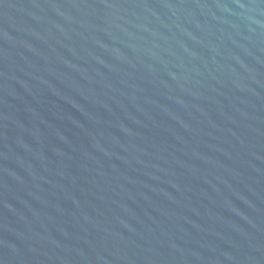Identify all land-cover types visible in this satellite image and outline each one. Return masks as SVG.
Masks as SVG:
<instances>
[{
    "label": "water",
    "instance_id": "water-1",
    "mask_svg": "<svg viewBox=\"0 0 264 264\" xmlns=\"http://www.w3.org/2000/svg\"><path fill=\"white\" fill-rule=\"evenodd\" d=\"M0 264H264V0H0Z\"/></svg>",
    "mask_w": 264,
    "mask_h": 264
}]
</instances>
